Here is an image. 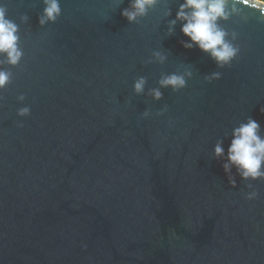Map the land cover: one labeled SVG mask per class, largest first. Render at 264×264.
I'll return each mask as SVG.
<instances>
[{"label":"water","instance_id":"obj_1","mask_svg":"<svg viewBox=\"0 0 264 264\" xmlns=\"http://www.w3.org/2000/svg\"><path fill=\"white\" fill-rule=\"evenodd\" d=\"M180 2L129 22L130 0H59L41 25L44 0H0L23 52L0 55V264H264V180L213 155L249 117L264 136V7L228 0L220 67L169 34Z\"/></svg>","mask_w":264,"mask_h":264},{"label":"clouds","instance_id":"obj_2","mask_svg":"<svg viewBox=\"0 0 264 264\" xmlns=\"http://www.w3.org/2000/svg\"><path fill=\"white\" fill-rule=\"evenodd\" d=\"M158 0H130V9H123L121 16L129 22L134 21L137 16H143L147 10L153 7ZM242 6L248 4V0H239ZM45 7L39 23L42 25L46 21H55L60 14L59 0H44ZM228 0H181L176 9L175 18L169 21V34H171L177 22H180V32L187 37L183 47L191 48L195 45L202 52L208 53L210 57L223 67L228 65L238 54L239 48L233 46L226 36L228 33L222 29L218 21L227 20L230 12L227 7ZM252 6L264 7V0H255ZM235 11V4H233ZM170 13L166 12L165 15ZM18 26L6 16V9L0 6V55L6 57L10 65H17L23 55L19 48ZM161 61L164 57L155 54ZM220 73H214L210 79H219ZM10 82V73L0 70V89H4ZM183 76L172 74L159 81L161 87H171L173 90L185 86ZM145 81L138 79L133 89L136 93L143 91ZM151 95L154 99H159L161 93L158 89H153ZM18 101H23L24 96H18ZM264 112V108L260 109ZM29 114L28 107H21L17 111L20 117ZM147 115V113H145ZM213 155L217 158H225L222 165L227 173L230 168H235L242 180L255 181L264 180V136L260 135V124L252 118L239 123L231 131V140L228 144L225 157V148L222 141H218L213 147ZM229 183L233 186L235 181L229 177ZM248 187L251 189L252 185ZM255 190L248 192L245 199L252 200L256 197Z\"/></svg>","mask_w":264,"mask_h":264}]
</instances>
